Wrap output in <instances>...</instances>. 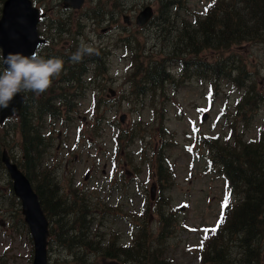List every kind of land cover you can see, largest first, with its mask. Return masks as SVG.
Listing matches in <instances>:
<instances>
[{
    "label": "trees",
    "instance_id": "trees-1",
    "mask_svg": "<svg viewBox=\"0 0 264 264\" xmlns=\"http://www.w3.org/2000/svg\"><path fill=\"white\" fill-rule=\"evenodd\" d=\"M3 1L0 0V8ZM159 2L160 15L155 18L154 24H151L150 29L144 35H154L155 28L160 38L159 48L161 51L154 53V57L148 59L143 56L141 60L149 63L148 66L142 68V84L144 86L154 85V90L165 84L177 86L173 81L174 74L170 71V67L176 66V64H180L181 77L225 69L224 64L219 60L198 64V58H192L191 68L186 69L184 51L198 49L205 44L208 46L210 43L217 46H228L230 42H237L245 35L263 38L264 41V0H208L203 6V12L195 16V21L192 22L193 25L187 32L183 26L176 24L175 20L171 22L168 19L171 15L168 5L172 0H159ZM126 46H134L141 52L144 43L134 35L132 38H126ZM93 62H97V60L93 58ZM233 68L237 73H242L239 65L235 64ZM147 81L151 83L147 84ZM250 91L251 85H247L244 97L249 98ZM257 96L261 97L259 93L256 94ZM256 97H250L248 102L251 103ZM14 121L13 119L11 122L12 129L16 124H19ZM33 123L31 114L28 117L23 114L18 133L22 135L24 158H17L16 163L30 180L42 210L51 222L49 239H52L54 251L60 253L51 264L72 263L78 260L85 250L75 242L74 238L80 242H87L89 228L83 224L88 223L83 214L84 206L80 207L76 202L71 204L62 202L60 190L54 184L52 177L37 168L40 163V151L43 143L41 131L37 130ZM4 128V124H0V155L5 145L4 137L1 135ZM160 133L165 134L169 131L161 128ZM170 145V142L162 141L154 147V152L148 160L149 166L154 171V181L161 188L168 185L173 179L172 160L167 153V148ZM216 151L218 152L217 160L222 165L215 163L212 167L218 166L219 172L225 177L224 207L220 211V227L226 230L224 232L221 230L211 231L208 238L216 240V242L211 246L210 253L207 247L201 246L197 248V254L202 256L203 250L206 249V253H209V259L213 263L253 264L258 259V251L251 246V242L264 234V147L261 146L258 149L252 145H245L240 152L236 153L234 150L232 152L231 148L220 146ZM126 161L129 165H134V162L128 157H126ZM2 167L4 168L3 163ZM8 183L10 189L4 192L1 202L9 201L13 206V215L15 216L20 214L19 200L13 194L11 181L9 180ZM166 203L167 200L157 202L160 208ZM139 217V231L133 242L124 248L112 247L114 250L112 254L115 257L125 256L126 258L135 256L140 259L138 262L141 264L154 263L153 254L149 256L148 250L153 246L154 232L148 224L146 210L140 212ZM79 223L83 224L82 232L74 234L76 225ZM255 226L261 230L257 237L254 236L253 228ZM160 232L161 230L158 234ZM233 237L237 239L238 246L243 251H248L251 254L250 260L239 259L234 251L227 248L224 239L230 240ZM88 247L91 250H102L98 244L90 243ZM222 259H225L223 263ZM80 261L82 260L80 259ZM119 261L122 264H128L127 259H119ZM92 264H95V261Z\"/></svg>",
    "mask_w": 264,
    "mask_h": 264
},
{
    "label": "rangeland",
    "instance_id": "rangeland-1",
    "mask_svg": "<svg viewBox=\"0 0 264 264\" xmlns=\"http://www.w3.org/2000/svg\"><path fill=\"white\" fill-rule=\"evenodd\" d=\"M205 0H191L194 6L200 7V2H204ZM201 14V13H200ZM199 14V15H200ZM237 50L241 53L243 57L247 55V53L252 54V51L258 52V47L252 46L249 49V44L242 43ZM250 73H248L249 75ZM203 91V89L196 87L195 89L193 87H190L188 89L181 90V92L177 95V99L183 104V110L186 112L188 116H191V118H188L186 122L184 121H178L173 118L171 110L173 108L172 104H168L169 106H166V108H169V116L171 119V128H174L178 131L177 134V140L179 143H184L186 137L188 136V133L193 132V128H197L198 126H201L204 122L200 121V113L195 115L196 110L193 109L194 104L202 102L203 96L200 94ZM258 92L264 93V83L261 87H259ZM237 94H235L236 96ZM222 99L219 100V104L221 103ZM219 108V105H216L214 107V110H217ZM80 118L85 119L86 117H90L91 113L87 112L84 115H78ZM119 116L121 114L118 112L115 115H106L104 119H102V123L100 124L101 129V136L97 141H93L89 136H83L79 137L78 133L76 131V127H72L69 131V142L71 144L73 143V147L76 145V142L79 141L80 144L78 146H75V149L72 150L69 158V164L68 167L71 170V173L67 171V169L60 168L61 176L64 177L65 175L71 174L73 176V180L77 179L80 182L83 181L84 174L88 170L89 167H92V171L94 172V177L90 178L89 181H87V185H95L100 187L106 188V181L103 179V176L107 174L109 171V159L112 158L113 152H114V144H113V138L116 134V129L109 126L106 128V125L108 121L111 122H117ZM45 124V121H44ZM216 123L213 121L205 124L202 128L206 131L210 129L211 126H215ZM251 130L248 132V135L253 134V131H259L260 129L264 131V105L261 104L258 109H256V106H254V109L252 111V119L250 122ZM216 127H219V125H216ZM201 129V127H200ZM111 136V139L109 137ZM86 138H88L91 142H95V145L97 148H90L88 144L86 143ZM71 147V148H73ZM202 147L197 146L196 144H192L191 147L187 148V146H183V148H173L171 149V153L178 155V159L176 160V167L179 169H186V165L188 164L187 161V155H191L192 158L195 160L194 166L197 170L202 169L203 167V161L202 157L203 154L201 153ZM59 158V153L54 154L53 159ZM149 171V168L147 166L142 167V175H145ZM104 172V174H103ZM6 177L3 176L1 179V184H4V179ZM197 181L194 183L196 184L194 186V194L198 196L200 194L199 187L204 188L207 186L206 178H200L198 177L196 179ZM205 181V183H204ZM215 183L219 186L222 185L223 180L222 178L215 179ZM215 183H210L211 188L213 189L215 186ZM180 188L175 187L172 191V196L175 200V202H178L181 198L180 194ZM134 194V201H136L139 197L144 198L146 200L145 194L142 192H133ZM197 200H195L193 207L191 210H195L197 213H199L202 209L198 207ZM150 202L152 200L150 199ZM108 205L111 206H117L119 207L118 216H110L106 220V229L107 231L111 230H120L127 233L129 226H130V215L128 214V211L130 210L129 204L125 201H119L117 197L111 196ZM186 212V216H189V211ZM129 220V221H126ZM7 229V228H6ZM5 239H9L14 244V250H16L17 244H22L23 241L26 239L24 235L13 233L8 230V235H4L2 238H0V241H4ZM27 246L26 244H22L21 248H18L17 251L22 256H16L14 258V264H29V260L27 256H25L27 252ZM170 251H172L170 249ZM12 256V252L10 253ZM58 252H52L51 258L55 259V256H57ZM178 256V262L176 264H192L193 259L192 256H194V252L192 250H179L176 252ZM183 256H186V258H183ZM197 260V257L195 258V261Z\"/></svg>",
    "mask_w": 264,
    "mask_h": 264
},
{
    "label": "flooded vegetation",
    "instance_id": "flooded-vegetation-1",
    "mask_svg": "<svg viewBox=\"0 0 264 264\" xmlns=\"http://www.w3.org/2000/svg\"><path fill=\"white\" fill-rule=\"evenodd\" d=\"M141 6L142 0H104L96 12L91 44L95 48L94 59L97 62H94L83 74L86 78H92L94 84L89 87L90 99H83L82 102L132 101L144 91L141 79L142 68L149 63L141 61L142 53L145 52V59L153 57L151 52L154 50V35H145L151 46L144 45L141 52L134 46H126L127 37L132 38L135 35L142 38L151 24H154V16L145 28H139L134 24ZM168 19L171 22L175 20L176 24L183 26L186 32L189 31V22L180 25L179 15L171 14ZM0 222L2 223V220ZM250 257L251 254L247 253L246 260H250Z\"/></svg>",
    "mask_w": 264,
    "mask_h": 264
},
{
    "label": "water",
    "instance_id": "water-1",
    "mask_svg": "<svg viewBox=\"0 0 264 264\" xmlns=\"http://www.w3.org/2000/svg\"><path fill=\"white\" fill-rule=\"evenodd\" d=\"M82 0H73L72 5L79 7ZM29 7L28 0H8L4 4L2 20L0 22V45L4 48L5 54L18 48L16 53L29 55L34 48V24L35 16L33 15L28 22ZM149 13L143 12V17H138L137 22L142 24L146 21ZM9 175L13 180V190L20 197L22 203V213L28 222L34 240L35 257L34 264H45L44 245L46 227L45 220L39 209L36 195L29 187L25 178L11 166L8 159L3 156Z\"/></svg>",
    "mask_w": 264,
    "mask_h": 264
},
{
    "label": "clouds",
    "instance_id": "clouds-1",
    "mask_svg": "<svg viewBox=\"0 0 264 264\" xmlns=\"http://www.w3.org/2000/svg\"><path fill=\"white\" fill-rule=\"evenodd\" d=\"M95 54V48L80 40L70 59L80 62L85 55ZM0 109L8 108L20 93L39 95L48 90L54 78L63 71L64 61L58 57L45 58L34 51L31 55L21 53H0Z\"/></svg>",
    "mask_w": 264,
    "mask_h": 264
},
{
    "label": "bare ground",
    "instance_id": "bare-ground-1",
    "mask_svg": "<svg viewBox=\"0 0 264 264\" xmlns=\"http://www.w3.org/2000/svg\"><path fill=\"white\" fill-rule=\"evenodd\" d=\"M193 25V24H192ZM151 82H149V81H147V84H150ZM68 209V208H67ZM69 212V211H68ZM74 213V212H73ZM66 214V213H65ZM60 239V238H59ZM60 242H62V241H60ZM60 247H61V245H60ZM63 248V247H62ZM78 256V255H77ZM222 258V257H221ZM220 261H221V259H220ZM225 261V260H224ZM228 261V260H227ZM229 262V261H228ZM223 263V262H222Z\"/></svg>",
    "mask_w": 264,
    "mask_h": 264
},
{
    "label": "snow or ice",
    "instance_id": "snow-or-ice-1",
    "mask_svg": "<svg viewBox=\"0 0 264 264\" xmlns=\"http://www.w3.org/2000/svg\"><path fill=\"white\" fill-rule=\"evenodd\" d=\"M225 203H227V201H225Z\"/></svg>",
    "mask_w": 264,
    "mask_h": 264
}]
</instances>
